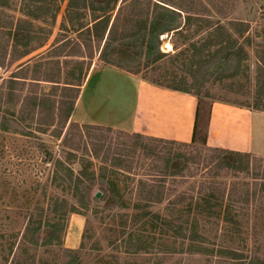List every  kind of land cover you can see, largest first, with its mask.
Listing matches in <instances>:
<instances>
[{"label": "rangeland", "instance_id": "374dc122", "mask_svg": "<svg viewBox=\"0 0 264 264\" xmlns=\"http://www.w3.org/2000/svg\"><path fill=\"white\" fill-rule=\"evenodd\" d=\"M69 0H0V43L6 44L16 20L22 15L35 14L52 17L66 16ZM96 6L108 9L105 0H94ZM187 8L202 10L205 18L214 24L220 22L228 25L229 21L249 24L248 32L240 37L248 54L243 62L239 75L230 79L207 78L197 74L192 44H205L209 29L194 20L186 22L180 33L171 32L160 37L159 48L165 56L156 64L146 66L147 49H130V55L141 62L142 71L137 76L142 79L157 80L161 87L177 86L189 88L197 99L198 113L196 130L191 147H172L174 152L194 153L195 149L206 148L234 149L241 148L243 153L251 156L252 171L250 173L222 171L213 179L220 182L225 189V204L230 205L235 222L217 225L207 224L204 245L213 253H198L196 243L183 240L178 231L163 226L153 227L149 223L136 220L143 212L167 214L168 202L162 205H145L136 208L140 196L136 191L137 180L145 174H153L151 161H146L144 169L138 168V156L134 159V175L113 171L101 172L103 163L93 158L86 151V143H91L86 131L83 139L70 123L84 125L115 126V130L127 131L131 128L133 116L140 109L139 100L143 103L146 85L132 82L131 77L113 67L104 65L98 59L99 51L93 45L86 48L87 55L93 53L94 58L70 59L55 56V50L44 51V55L36 53L31 57V70L42 68L49 77L59 75L60 66L64 62L62 84L76 81L85 75V68L93 62L92 68H98L90 82L83 90L82 98L75 102L74 112L69 123L62 129L60 124L48 126L50 113L43 107L33 109L24 96L30 91L49 92L53 84L42 82L24 83L19 88L18 98L9 96L2 101L0 108V264H67L74 260V255H66V249L77 250V261L73 264H260L264 260V111H258V105L264 107V89L259 90L257 82H264V74L259 71L260 59L264 58V0H173ZM203 5V6H202ZM78 10V11H77ZM72 16L82 14L86 25L92 23L91 13L87 10L73 11ZM101 14V12H98ZM116 14V11L113 15ZM75 15V16H74ZM185 16V15H183ZM69 19V18H68ZM67 19V21H68ZM76 22H79L76 20ZM46 24L44 29L34 34L30 46H35L47 35L53 25ZM184 23V22H183ZM60 22L56 24L54 36L59 32ZM66 29V30H65ZM43 30V31H42ZM63 30V29H62ZM79 24L66 25L65 33H58V40L67 38L66 53L76 52L75 40L82 43L90 38L86 31L78 34ZM53 36V38H54ZM7 37V38H6ZM55 37V38H56ZM22 42L25 39L21 37ZM65 38V39H66ZM74 40V41H73ZM54 39H51V43ZM21 42V43H22ZM49 46V45H48ZM23 47V46H22ZM21 47V48H22ZM23 49V48H22ZM21 50V49H20ZM42 52V51H41ZM83 58V57H82ZM45 59V60H44ZM84 60V61H82ZM66 62V63H65ZM81 62L85 65L82 66ZM194 64V65H193ZM6 65V63H5ZM193 65V69H192ZM30 68H28L30 70ZM195 68V70H194ZM28 71V70H27ZM87 71V72H88ZM11 72L0 67V78H9ZM70 73L74 75L71 77ZM147 81V80H146ZM4 84L6 93L9 83ZM152 84L151 82H146ZM153 85V84H152ZM158 86V85H157ZM141 92V93H140ZM199 94V95H195ZM32 95V94H30ZM33 96V95H32ZM62 93H57V100ZM22 99L24 103L22 104ZM77 105V106H76ZM142 108V107H141ZM141 112V109L139 110ZM137 113V117H139ZM126 129V130H124ZM61 133V136L58 135ZM97 134L92 132V138ZM109 139L122 142L124 137L110 134ZM114 142V143H115ZM73 146H79L75 150ZM166 146V145H164ZM74 149V150H73ZM246 149V150H245ZM73 154V155H70ZM60 161L63 166L58 167ZM109 166V164H106ZM87 167L89 173L96 172V181L90 190V210L85 216L72 213L77 205L74 190L68 183L65 168H71L77 177L80 170ZM203 163H192L185 169L183 180L170 182L175 193L190 189L198 181L209 178ZM209 172V171H208ZM212 174H217L213 171ZM115 182L120 196L127 204L119 207L116 201L96 202V194L101 193L105 182ZM247 194L249 199L247 200ZM109 196V195H108ZM100 197V198H101ZM148 206V207H147ZM42 223L40 231L35 229ZM38 244L32 243L33 235ZM53 237V241L49 239ZM239 252L234 255H218L219 249ZM194 250V251H192Z\"/></svg>", "mask_w": 264, "mask_h": 264}, {"label": "trees", "instance_id": "16d2710c", "mask_svg": "<svg viewBox=\"0 0 264 264\" xmlns=\"http://www.w3.org/2000/svg\"><path fill=\"white\" fill-rule=\"evenodd\" d=\"M35 1L37 2V0ZM105 1L108 9L96 6L94 0L68 1L67 18H69V23L72 25L78 23L79 29L87 27L86 30L90 38H87L88 42L85 44L80 42V39L75 40L76 52H71L67 56L93 59L94 55L92 52H90V55L86 53V48L90 47L91 49V45H93L99 51V61L104 65L138 75L142 71L141 62H136L131 57L128 59L124 58V55H130L128 53L132 48L143 50L146 48L148 54L145 61L146 66L158 63L165 56V53L159 48L161 44L160 37L171 32L180 33L183 30V24L193 21L194 17L197 16L198 18H195V21L202 23L204 28L209 29V33L205 44L198 46L197 43H193L191 45L195 52L193 55L197 60L195 61V67L197 66V68L196 70L194 68L195 71L191 72L194 78L200 73L206 75L205 77L209 79L211 77L215 79L234 78L239 75L243 62L248 57L244 44L240 42V37L249 30V24L245 22L232 20L228 22L227 26L220 22L214 24L211 20L205 18L202 10L187 8L173 2V0ZM76 9L87 10L92 14L91 26H88L90 24L86 25L84 22H81L82 14L75 12V15L78 17L74 18L72 16L73 11H76ZM115 11L116 14L113 15ZM98 12H101V14H98ZM76 20L79 22H76ZM12 41V48L16 49L21 44L24 46L29 45L32 40L29 37L26 38L25 43H21L22 40L18 36H15ZM7 42L9 40L6 41V44L0 45V55L3 52L7 53L9 47ZM81 64L82 66L85 65L84 62H81ZM57 65L59 66L60 63ZM259 71L264 74V58L260 59ZM70 75L74 77L72 73ZM82 80L83 75L79 76L76 81L82 82ZM145 80L151 82L153 85L162 86L157 80ZM7 83L10 85L6 93L3 92L5 89L4 84L0 86V108L7 93L9 96H15L18 98V102H21L17 86H25V82H6L5 85ZM49 83H53L54 85L51 91H43L40 96L30 91V94L33 96L29 94L24 96V98L29 104H33L34 110L43 107L48 109L50 113L48 126L53 127L60 124L63 129L67 126L73 114L80 88L75 86L61 87L58 85L61 82ZM257 83L259 90L263 91L264 82ZM66 84L69 85V83ZM78 86H81V84H78ZM165 87L170 90L191 94L190 89L186 87ZM58 92L62 93L59 100L56 98ZM256 109L264 111V107L261 108L260 105ZM70 128L77 130L81 139H83V134L86 131L91 142L86 143V151L91 153L94 159L103 163V166L100 167L101 172L110 169L112 172L118 171L134 175V159L138 154L139 159L136 169L140 167L144 169L142 167L145 166V162L151 161V171L153 174H145L135 184L141 203L136 204L135 207H143L142 203L157 206L167 201L169 212L162 215L145 211L136 220L140 221L141 219L143 221L145 219L144 223H149L153 227L163 226L170 230L178 231L183 240L196 243L198 247L195 250L196 252L213 253V250L210 251L203 243L206 238L205 230H207V224L211 222H216L217 225L230 224L235 222V217L238 216L232 214L230 205L225 204L226 193L225 189L221 186L222 184L220 185V182L213 179L219 177L224 170L250 173L252 171V159L248 153L230 149L206 148V153L203 154L204 150L196 148L193 151L194 153H190L189 155L186 152H174L172 147L170 148L167 145L191 147L193 142L184 143L145 136L140 133H127L123 130H115L113 127L103 125L89 124L80 126L76 123H70ZM92 132L95 135L97 134V138H92ZM115 133L119 139L124 137V140L117 142V144L115 140L114 143L108 136ZM58 136L60 137L61 133ZM73 147H75V150L79 149V146ZM192 163L198 165L203 163V168L206 169L205 171L209 175V178L205 181L195 182L187 191L175 193L172 187L168 186V183H177L178 179L183 180L185 178L183 174L185 169L189 168V165ZM106 164H109V166H106ZM57 166L63 165L59 161ZM213 171H216L217 174L213 175ZM65 172L67 176L65 182L68 180L69 185L73 187L74 197L77 201V205L72 208L71 212L85 216V213L91 207L89 194L92 185L96 181V172L92 171L89 173L87 167L80 170L77 177L74 176V171L71 168H65ZM262 175V178H264V171ZM105 185L106 187H101L102 197L96 198V202L100 203L109 197L108 200L116 201V204L120 205L119 207L126 208L127 204L117 190L118 185L112 181L105 182ZM262 188L264 190V186ZM247 195L248 200L249 194ZM41 225L42 223L40 222L39 226L35 229L36 232L40 231ZM54 236L55 234L49 239V242L53 241ZM32 243H39L35 234L33 235ZM65 253L66 255H74L73 261L78 260L76 256L77 250L66 249ZM225 254L234 255L236 256L235 259L241 255L235 250L220 248L218 255ZM73 261L67 262V264H73ZM260 264H264V260Z\"/></svg>", "mask_w": 264, "mask_h": 264}, {"label": "crops", "instance_id": "0c3cea01", "mask_svg": "<svg viewBox=\"0 0 264 264\" xmlns=\"http://www.w3.org/2000/svg\"><path fill=\"white\" fill-rule=\"evenodd\" d=\"M89 18L91 17L89 16ZM67 19L68 18H66V16H61V20L59 21L58 15L52 17H45L35 14L32 15L25 14L22 15L20 18H18L16 20L13 29L10 30L11 32L6 33L9 40V42H7L9 44L7 53L3 52L2 55H0V67L2 68L5 66L7 70L9 71L13 70V72H11L9 78L6 79L0 78V82H18V83L32 82L35 84L37 83L40 84L42 82H47V83L65 82V81H60V78L62 76V68H63L61 66H63L64 62H60L61 66L59 65L60 70H59V75L57 77L55 76L49 77L48 74H45V71L43 72L42 68L31 70L29 65L31 64L30 59L32 55H35L36 53H40L43 56L44 51L47 49V47H49V49H47L46 51L56 49L55 56L58 58V60L56 61H60L59 60L60 57H63L64 59L72 58L70 56H67L69 55V53H66L68 48L67 45H65V41H67V38L64 37L62 40H58L57 38L59 36L58 33H65V31L63 30L66 25L69 27L70 23L69 20L67 21ZM82 21L83 20L81 19V22ZM49 22H51L50 24L53 25V27H51L50 31H47V35L45 36V38L41 39V41H39L35 46L33 45L30 46L35 37L33 35L37 34L36 32L38 31L40 32L41 31L40 29H44L43 27H45L46 24H49ZM58 22L61 23L59 32H57V34L54 36V29ZM91 25L92 23L88 26ZM86 28L77 30V33L81 34L83 31L86 30ZM15 36H18L20 40L22 39L21 37H23L25 40L26 38L30 37L32 41L27 46L21 44L16 49H13L12 40ZM51 39H54L52 43H51ZM1 44H3V42L0 43V45ZM27 52L28 54L25 55V53ZM13 58L14 60L12 61ZM80 58L84 60L87 59L82 57ZM92 64L89 68V71L87 68H85L84 70L85 75H83V80L81 83H72L69 80V82H66L69 83V85H67L66 83L64 84L60 83L58 85L61 87L75 86L77 88H80V92L78 95L80 100L82 98L83 90L86 84L90 82L95 71L98 68L106 67V66L98 67V68L96 67L94 69L92 68L93 66ZM28 68H30V70ZM113 68L116 69L117 71H120L121 73L128 74L131 77L132 82H139V84H141L142 86L141 89H143V85L147 86L146 92L144 93L143 96V103H140L142 102L141 99L139 100V107L141 109V112H139L140 110L139 109L138 112H136V115L133 116L131 128L129 130L127 129V131L140 133L145 136L156 137L166 140H173L184 143H188L193 140V136L196 130V121H197V113H198V102L194 96L187 93L178 92L160 86L148 84L146 83L148 81L140 78L137 75L127 73L115 67ZM78 84H81V86H78ZM77 100L78 98L76 99V101ZM137 113H139L138 118H136ZM115 126L118 125H113L110 127L115 128ZM234 149L241 151V148L239 147H235Z\"/></svg>", "mask_w": 264, "mask_h": 264}, {"label": "water", "instance_id": "95a60500", "mask_svg": "<svg viewBox=\"0 0 264 264\" xmlns=\"http://www.w3.org/2000/svg\"><path fill=\"white\" fill-rule=\"evenodd\" d=\"M101 197V193L100 192H98L97 194H96V198H100Z\"/></svg>", "mask_w": 264, "mask_h": 264}]
</instances>
